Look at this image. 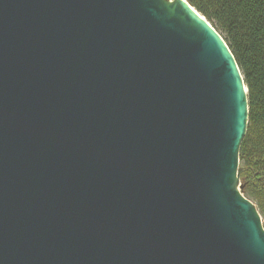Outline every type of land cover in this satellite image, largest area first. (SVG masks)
<instances>
[{"label": "water", "instance_id": "water-1", "mask_svg": "<svg viewBox=\"0 0 264 264\" xmlns=\"http://www.w3.org/2000/svg\"><path fill=\"white\" fill-rule=\"evenodd\" d=\"M247 119L186 0H0V264H264Z\"/></svg>", "mask_w": 264, "mask_h": 264}, {"label": "trees", "instance_id": "trees-1", "mask_svg": "<svg viewBox=\"0 0 264 264\" xmlns=\"http://www.w3.org/2000/svg\"><path fill=\"white\" fill-rule=\"evenodd\" d=\"M221 35L247 88L248 119L239 149L243 195L264 221V0H186Z\"/></svg>", "mask_w": 264, "mask_h": 264}, {"label": "bare ground", "instance_id": "bare-ground-1", "mask_svg": "<svg viewBox=\"0 0 264 264\" xmlns=\"http://www.w3.org/2000/svg\"><path fill=\"white\" fill-rule=\"evenodd\" d=\"M245 137V136H244ZM243 140V139H242ZM242 142V141H241ZM239 167V166H238ZM240 168V167H239ZM239 181H240V175H239ZM241 184V183H240ZM243 193V192H242ZM245 197V196H244Z\"/></svg>", "mask_w": 264, "mask_h": 264}, {"label": "rangeland", "instance_id": "rangeland-1", "mask_svg": "<svg viewBox=\"0 0 264 264\" xmlns=\"http://www.w3.org/2000/svg\"><path fill=\"white\" fill-rule=\"evenodd\" d=\"M241 173V172H240ZM241 183V182H240ZM242 186V185H241ZM263 226H264V221H263Z\"/></svg>", "mask_w": 264, "mask_h": 264}]
</instances>
